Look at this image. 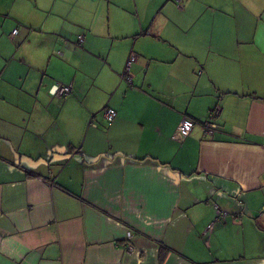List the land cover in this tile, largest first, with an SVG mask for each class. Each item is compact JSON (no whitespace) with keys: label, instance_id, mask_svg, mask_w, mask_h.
Instances as JSON below:
<instances>
[{"label":"crops","instance_id":"0c3cea01","mask_svg":"<svg viewBox=\"0 0 264 264\" xmlns=\"http://www.w3.org/2000/svg\"><path fill=\"white\" fill-rule=\"evenodd\" d=\"M0 264H264V0H0Z\"/></svg>","mask_w":264,"mask_h":264},{"label":"built area","instance_id":"2783aa9c","mask_svg":"<svg viewBox=\"0 0 264 264\" xmlns=\"http://www.w3.org/2000/svg\"><path fill=\"white\" fill-rule=\"evenodd\" d=\"M175 1L179 3L180 0H175ZM16 32H17V29L15 28V29H13L11 35H14ZM77 38H78L77 39L78 42L83 41L82 35H78ZM135 59H136V55L134 53H131L129 55L127 61H126V64H125V68H124L123 73H127L126 80L128 81V83L132 82V78L128 74V71L130 69L131 63ZM122 76L123 75H121V77ZM72 92H73L72 84H64V83H60V82H56V83L51 84L47 90V93L50 97H55L57 99H62L63 97L71 94ZM218 113H219V107L215 106L209 110L205 119L200 121V124L204 130V134L211 136L217 130V123H216L215 119H216V116L218 115ZM102 115H103L104 119L111 121L115 118L116 111L111 107H106L103 110ZM197 122L198 121L188 117L187 115H183L181 117V119L179 120V123L176 127V131L173 134V138L175 140L181 141L183 138H185L190 133L192 127ZM213 208H214L215 215H216L215 221H219V220L223 221L226 218V216L230 213V211H228L225 208L220 207L218 204H213ZM208 227H210V225H208ZM125 249L127 252H130V253L134 251V247L129 242H126Z\"/></svg>","mask_w":264,"mask_h":264},{"label":"trees","instance_id":"16d2710c","mask_svg":"<svg viewBox=\"0 0 264 264\" xmlns=\"http://www.w3.org/2000/svg\"><path fill=\"white\" fill-rule=\"evenodd\" d=\"M122 75H123L122 78H124V79L126 80V75H127V73H122ZM126 81H127V80H126ZM127 82H128V81H127ZM67 96H68V95H67ZM65 97H66V96H65ZM65 97H63V98H65ZM63 98H62V99H63ZM113 109H114V108H113ZM114 110H115V109H114Z\"/></svg>","mask_w":264,"mask_h":264}]
</instances>
